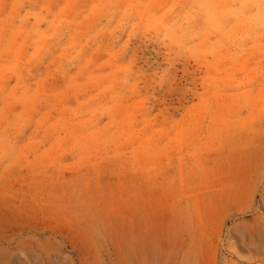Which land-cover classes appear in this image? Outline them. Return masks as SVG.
Masks as SVG:
<instances>
[{"label": "rangeland", "instance_id": "1", "mask_svg": "<svg viewBox=\"0 0 264 264\" xmlns=\"http://www.w3.org/2000/svg\"><path fill=\"white\" fill-rule=\"evenodd\" d=\"M0 264H264V0H0Z\"/></svg>", "mask_w": 264, "mask_h": 264}]
</instances>
